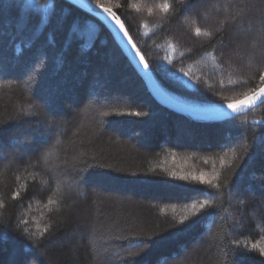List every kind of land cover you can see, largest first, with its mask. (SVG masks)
I'll use <instances>...</instances> for the list:
<instances>
[{"label": "trees", "instance_id": "16d2710c", "mask_svg": "<svg viewBox=\"0 0 264 264\" xmlns=\"http://www.w3.org/2000/svg\"><path fill=\"white\" fill-rule=\"evenodd\" d=\"M199 1L167 0L164 13L165 0H99L165 90L236 101L264 83V0H208L190 14ZM256 119L264 102L218 123L172 112L90 14L0 0V264H264Z\"/></svg>", "mask_w": 264, "mask_h": 264}, {"label": "water", "instance_id": "95a60500", "mask_svg": "<svg viewBox=\"0 0 264 264\" xmlns=\"http://www.w3.org/2000/svg\"><path fill=\"white\" fill-rule=\"evenodd\" d=\"M73 5L77 6L81 10L85 11L86 13L96 17L102 24L106 27L108 32L113 37L114 41L122 51L123 55L129 61L137 75L141 78L144 85L146 86L150 95L163 107L186 116L187 118L201 123H215V122H222L228 119L235 118L237 116H241L252 110L253 108L259 106L264 102V100L257 101L255 105L250 108H247L243 111L238 113H233L230 109L227 108V104L218 105L217 108H209L206 110H199V108H190L184 106L182 103L175 101L172 97L169 96L168 93L164 89H162L158 83L156 82L152 72L150 69L145 70L143 65L139 63L140 56H143L141 52L138 50L137 47L133 49L132 44L128 43V39L131 38L128 34V37H125L122 32H120L119 27L112 21L110 18L107 17L105 13L102 12L100 8L96 7V3L90 0H67ZM114 12V11H113ZM115 13V12H114ZM116 14V13H115ZM117 15V14H116ZM118 16V15H117ZM122 22V21H121ZM126 30V28H125ZM127 31V30H126ZM132 40V39H131ZM135 45V44H134ZM136 46V45H135ZM139 51L140 56L136 55V52ZM146 61V60H145ZM264 86V83L263 85ZM260 86V87H262ZM259 87V88H260ZM258 88V89H259ZM256 89V90H258ZM244 98V97H243ZM241 98V99H243ZM239 99V100H241ZM239 100H236L231 103H235ZM252 124L255 125H264V119H257L252 121Z\"/></svg>", "mask_w": 264, "mask_h": 264}, {"label": "snow or ice", "instance_id": "6c2138e0", "mask_svg": "<svg viewBox=\"0 0 264 264\" xmlns=\"http://www.w3.org/2000/svg\"><path fill=\"white\" fill-rule=\"evenodd\" d=\"M96 7L100 8L102 10V12L107 15L108 18H110L112 21H114V23L119 27L120 32H122L125 37H128V32L125 30L124 24L121 22L120 18L113 12L112 8L104 6L103 4H101L99 2V0H97ZM133 7H136V5H133ZM158 7L160 8V10L162 12L167 13L170 10L171 6L169 3H167V0H165V2L162 3L161 5H158ZM149 12L151 13V9H149ZM223 27H224V25H222V28ZM201 34H203L204 36H210L211 35L208 31H204L203 33H201V29L199 27H197L195 29V35L200 36ZM128 43L132 44L131 38L128 39ZM132 47H133V49H135L136 46L134 44H132ZM136 55L140 56L139 51L136 52ZM139 63L143 65V68L145 70L149 69V65L145 61L143 56H140ZM185 75H187V74H185ZM260 80L264 81V73H261ZM260 100H264V86L260 87L258 90H254V91L245 93L243 99H241L235 103L227 104V108L230 109L233 113H238L240 111H243L247 108L252 107L253 105H255L257 103V101H260ZM133 114L134 115H142V113H139V112L133 113ZM132 175H136V174L133 173ZM173 175H175V174H173ZM90 179H92L91 176H85V177H83V182L87 183ZM181 179H187V177H181ZM192 179L193 180H199L200 183L211 184L212 187H217V185L213 184L211 180H205L203 176H200V177L193 176ZM213 179H215V177H213ZM50 203H55V201H50ZM207 205H208V202L204 201V202L199 204V209H204ZM192 207L195 209V208H197V205L193 204ZM184 219H187V217H185ZM184 219H182L180 221V223H183ZM143 243H146V241H141V244H143ZM259 254L261 256H264V248L259 249Z\"/></svg>", "mask_w": 264, "mask_h": 264}, {"label": "rangeland", "instance_id": "374dc122", "mask_svg": "<svg viewBox=\"0 0 264 264\" xmlns=\"http://www.w3.org/2000/svg\"><path fill=\"white\" fill-rule=\"evenodd\" d=\"M94 3H96L95 1H93ZM209 1L208 0H200L198 3H197V7H193L192 9H190V10H188V12L190 13V14H193V13H196L197 12V10H198V8H200V7H205V6H209ZM250 28H248L247 30L245 29V31L244 32H247V34L250 32ZM241 29H236L235 31H234V33L236 34V35H241V36H244V35H247L246 33L244 34V32H243ZM96 54V53H95ZM99 55H101L100 57L103 59L104 57H106V54L105 53H103V54H99ZM111 61L109 60V63H110ZM105 81V80H104ZM103 81V82H104ZM105 83H107L106 81H105ZM233 102V101H232ZM176 131H178V130H176ZM177 133V132H176ZM34 134L35 133H33L31 136L29 135V133H27V135H26V138L29 140V141H31V138H34L35 136H34ZM24 142H26L27 143V140H25ZM12 149V148H11ZM10 152V153H9ZM261 152H263L264 153V143L262 144V146H261ZM12 153L14 154V153H18L17 151H15V150H11V151H6L4 154V156H5V158H8L10 155H12ZM257 182H258V179H257ZM259 184V183H258ZM261 191H262V193H264L263 191H264V189L263 188H261Z\"/></svg>", "mask_w": 264, "mask_h": 264}, {"label": "bare ground", "instance_id": "6f19581e", "mask_svg": "<svg viewBox=\"0 0 264 264\" xmlns=\"http://www.w3.org/2000/svg\"><path fill=\"white\" fill-rule=\"evenodd\" d=\"M67 1V0H66ZM90 1H92L93 2V0H90ZM69 2V1H68ZM72 4V3H71ZM77 7V6H76ZM107 7V6H106ZM92 16V15H91ZM94 18H96V17H94ZM97 19V18H96ZM98 20V19H97ZM121 20V19H120ZM101 22V21H100ZM102 23V22H101ZM123 23V22H122ZM106 28V27H105ZM111 35V34H110ZM112 37V36H111ZM113 38V37H112ZM114 40V39H113ZM133 41V40H132ZM116 43V42H115ZM117 45V44H116ZM118 46V45H117ZM137 47V46H136ZM138 48V47H137ZM120 49V48H119ZM139 50V49H138ZM140 51V50H139ZM122 52V51H121ZM142 54V53H141ZM149 69H150V67H149ZM154 76V75H153ZM155 78V77H154ZM155 80H156V78H155ZM143 82V81H142ZM156 82L158 83V81L156 80ZM158 85L162 88V89H164L159 83H158ZM263 85V84H262ZM261 85V86H262ZM259 88V87H258ZM257 88V89H258ZM165 90V89H164ZM166 91V93H168L169 94V96L170 97H172L175 101H177V102H179V103H182L184 106H186V107H190V108H199V110H206V109H209V108H213V107H215V108H217L216 106H218V105H223V104H199V103H196V102H191V101H188V100H185V99H182V98H180V97H178L177 95H174V94H172V93H170V92H168L167 90H165ZM244 97V96H243ZM242 97V98H243ZM241 99V98H240ZM239 100V99H238ZM234 102V101H233ZM229 103H231V102H229ZM224 104H226V103H224ZM256 108V107H255ZM167 109V108H166ZM254 109V108H253ZM169 110V109H168ZM171 111V110H170ZM251 111V110H250ZM173 112V111H172ZM248 113V112H247ZM246 113V114H247ZM178 114V113H177ZM246 114H244V115H246ZM181 115V114H180ZM242 116V115H241ZM186 117V116H185ZM237 117H239V116H237ZM236 118V117H235ZM189 119V118H188ZM233 119V118H232ZM229 120V119H228ZM257 120V119H256ZM254 121V120H253ZM201 123V122H200ZM215 123H218V122H215Z\"/></svg>", "mask_w": 264, "mask_h": 264}]
</instances>
